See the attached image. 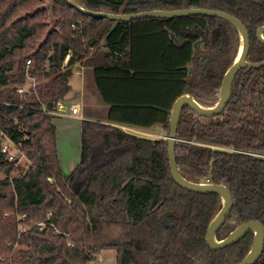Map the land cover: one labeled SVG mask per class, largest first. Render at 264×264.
Here are the masks:
<instances>
[{
	"label": "trees",
	"instance_id": "obj_1",
	"mask_svg": "<svg viewBox=\"0 0 264 264\" xmlns=\"http://www.w3.org/2000/svg\"><path fill=\"white\" fill-rule=\"evenodd\" d=\"M77 1L113 13L224 10L249 31L248 60H264L256 36L264 26V0ZM241 47L238 28L211 15L124 21L87 15L69 0H0V128L30 160L27 167L9 162L0 140V254L13 251L17 215L25 214L30 228L13 252L16 264H90L103 249L116 251L117 264H238L254 233L219 250L208 246L222 197L174 181L168 139L83 120L81 159L66 174L54 110L82 63L94 67L111 122L162 123L169 132L178 97L190 94L204 107L218 103ZM29 78L35 84L19 92ZM144 144L153 147L149 159L138 156ZM176 157L188 180L231 190L233 209L218 239L247 220L264 224V66L237 73L220 114L205 117L182 107ZM167 211L171 226L163 221ZM254 264H264V252Z\"/></svg>",
	"mask_w": 264,
	"mask_h": 264
},
{
	"label": "water",
	"instance_id": "obj_2",
	"mask_svg": "<svg viewBox=\"0 0 264 264\" xmlns=\"http://www.w3.org/2000/svg\"><path fill=\"white\" fill-rule=\"evenodd\" d=\"M70 3L78 10L84 12L87 15L97 18H109L112 20H124L129 21L131 19L145 18V17H180L189 15H211L220 17L230 21L234 24L242 38V47L240 54L234 64H232L224 75L222 86L220 90V99L218 103L213 107H204L190 94H184L176 99L174 102L171 116H170V130L168 135V154L171 173L174 181L181 187L198 193H217L222 197L223 205L218 214L211 221L207 234L206 242L208 246L214 250H219L232 245L249 232L254 233V240L249 252L238 264H254L264 252V224L261 220H247L237 226L232 232H230L225 238L218 239L217 232L222 228L227 219L229 218L234 200L231 190L224 184L218 183H196L188 180L179 170L177 157H176V142L178 140V127L180 123L181 111L184 105L189 106L194 112L205 117H212L220 114L226 108L230 101L232 84L237 73L244 68H258L264 66V60L259 62H253L248 60V54L250 51V34L245 24L236 16L219 9L210 8H183L173 10H147L134 13H113L105 11H95L87 8H83L77 0H69ZM257 39L264 44V26H261L257 30ZM153 154V147L149 144H144L141 151L138 153L139 157L149 159ZM172 213L167 211L163 216V221L166 225L171 224L168 222L169 216Z\"/></svg>",
	"mask_w": 264,
	"mask_h": 264
},
{
	"label": "crops",
	"instance_id": "obj_3",
	"mask_svg": "<svg viewBox=\"0 0 264 264\" xmlns=\"http://www.w3.org/2000/svg\"><path fill=\"white\" fill-rule=\"evenodd\" d=\"M73 70L74 71L71 79L74 76H77L79 86L75 95L71 98L72 101H67L66 98L68 95H70L68 94L65 100H63V103L67 106V108H69L71 104H78L81 108V112H80V116L67 115V116H58L54 118V122L57 126L58 153L60 152V147H61L60 146L61 136L63 139L64 136H66V138L73 136V139L75 141H77L81 137V145H82L83 120H93L105 124L116 125L129 133H133L135 135L147 137L150 139H168L167 137L169 135V132L167 131L166 127L162 125V123H156L148 127L139 128V127L121 125L111 122L109 119L110 105L105 102L101 92L97 87L94 67L91 65L78 63L74 66ZM70 84H71V80H70ZM64 132H66V135H63ZM59 158H60V153H59ZM60 161L62 165L63 158L62 160L60 158ZM71 171H69V173Z\"/></svg>",
	"mask_w": 264,
	"mask_h": 264
},
{
	"label": "built area",
	"instance_id": "obj_4",
	"mask_svg": "<svg viewBox=\"0 0 264 264\" xmlns=\"http://www.w3.org/2000/svg\"><path fill=\"white\" fill-rule=\"evenodd\" d=\"M30 63V61H28ZM19 92L25 91V86L18 88ZM81 108L78 104H71L69 108L63 103V101H59L56 105V109L54 113L57 116L69 115V116H80ZM131 131V130H128ZM0 140H1V151L5 154L7 160L11 163H15L17 166L21 165L27 167L30 163L28 157L19 151L17 144L12 140V138L2 129L0 128ZM52 181V178H49ZM17 219L19 220L18 224V236L17 241L14 243L13 251L10 254H0V264H16L13 258V252L18 247L19 239L23 232L30 228V225L25 222L26 215H17ZM43 225V223H40Z\"/></svg>",
	"mask_w": 264,
	"mask_h": 264
},
{
	"label": "rangeland",
	"instance_id": "obj_5",
	"mask_svg": "<svg viewBox=\"0 0 264 264\" xmlns=\"http://www.w3.org/2000/svg\"><path fill=\"white\" fill-rule=\"evenodd\" d=\"M46 23L49 24V21H47ZM49 28H51V29L55 28V25L53 22L51 23V26ZM77 78H78L77 76H74L71 79L72 88L70 90V93H68L70 95H68L66 98L67 101H72L71 98L75 95V93L78 89L79 83H78ZM34 84H35L34 80L29 78L27 84H25V90H27L30 86H32ZM62 116H66V115H62ZM61 134H62V132H61ZM63 135H66V132H64ZM60 146H61L60 152H59L60 158H61V160L63 158L62 168L66 173H69V171L74 169L78 165V163L80 162V159H81V137H80V139L75 141L73 139V136H70L68 138H66V136H64V139L61 136ZM9 212L8 213L6 212L5 216L10 215ZM116 257H117V254H116V251L114 249L99 250L96 253V257L94 258V260L90 264H117Z\"/></svg>",
	"mask_w": 264,
	"mask_h": 264
}]
</instances>
